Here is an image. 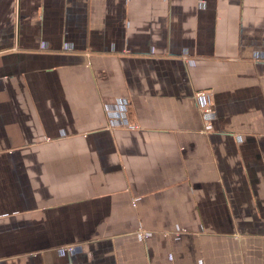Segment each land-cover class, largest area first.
Returning <instances> with one entry per match:
<instances>
[{
	"label": "crops",
	"instance_id": "0c3cea01",
	"mask_svg": "<svg viewBox=\"0 0 264 264\" xmlns=\"http://www.w3.org/2000/svg\"><path fill=\"white\" fill-rule=\"evenodd\" d=\"M0 264H264V0H0Z\"/></svg>",
	"mask_w": 264,
	"mask_h": 264
},
{
	"label": "built area",
	"instance_id": "2783aa9c",
	"mask_svg": "<svg viewBox=\"0 0 264 264\" xmlns=\"http://www.w3.org/2000/svg\"><path fill=\"white\" fill-rule=\"evenodd\" d=\"M208 95H209V93L207 91H203V90L202 91H198L196 93V97L198 99H202V98L204 99L205 97H208ZM203 112H205V113H211L212 112V109H211V107L209 105H204L203 106ZM145 236H147V234ZM73 248L74 247L69 246L68 247V250H73Z\"/></svg>",
	"mask_w": 264,
	"mask_h": 264
}]
</instances>
